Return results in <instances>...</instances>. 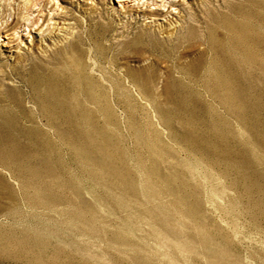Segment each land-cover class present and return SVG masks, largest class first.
<instances>
[{"label": "rangeland", "instance_id": "374dc122", "mask_svg": "<svg viewBox=\"0 0 264 264\" xmlns=\"http://www.w3.org/2000/svg\"><path fill=\"white\" fill-rule=\"evenodd\" d=\"M180 1L200 20L179 40L144 30L178 9L133 0H49L54 32L0 33V264H264V0ZM77 28L85 65L54 85Z\"/></svg>", "mask_w": 264, "mask_h": 264}, {"label": "bare ground", "instance_id": "6f19581e", "mask_svg": "<svg viewBox=\"0 0 264 264\" xmlns=\"http://www.w3.org/2000/svg\"><path fill=\"white\" fill-rule=\"evenodd\" d=\"M1 1V0H0ZM2 1H5V0H2ZM6 1H10V0H6ZM5 1V2H6ZM49 1V0H48ZM48 1L47 0H24V1H20V0H14L13 4L16 3V9H17V12H15V14L17 15V17L15 16V18L11 21V22H6L5 21V26H3V29L1 30L0 29V33L1 32H4L6 35L10 36L12 35V37L16 34L17 35V29L20 28L23 23V26H25V28H29V30H31L32 28H35L36 30L38 31H41V32H45L49 30V32H54V30L56 29L55 27L51 29V24L50 21L53 19L51 18H47V14H44V10L45 8L47 7V4H48ZM133 1H137L138 5H137V8L139 9H136L134 12V14H137V15H142L144 16L145 18H151V19H160V18H165L167 16H169L170 13H172L171 11H169L170 8H174V9H178V15H175L176 16V19H175V23H172L170 22L169 25H165V26H159L158 29H155V28H152V27H147L145 30L147 36L149 39H152V40H163V39H166L168 40L169 38H175V40H179L180 38L182 39V30L184 28V25L186 24V22L190 19H195L196 17V12L195 10H193V5L190 4L189 2H183V1H176V0H133ZM141 2V4H139ZM151 2V3H150ZM195 2V1H194ZM219 1L216 0L213 1V0H199L198 4L200 5L199 6V10L200 11H205V12H208L210 10H212L214 7H215V4L218 3ZM18 3V4H17ZM3 5V3H1ZM7 4V3H6ZM5 4V5H6ZM9 5H12L11 1L8 3ZM7 4V5H8ZM22 4V5H21ZM151 5H154L153 9L154 10H149L148 8L144 9L143 7L147 6L149 7ZM1 5V6H2ZM18 5V7H17ZM21 5V7H20ZM15 6V5H13ZM12 6V7H13ZM168 6V9L165 10V8ZM219 6L220 8V5H217V7ZM6 7V6H5ZM9 7V6H8ZM7 7V8H8ZM197 7V6H196ZM223 8V7H222ZM198 9V8H197ZM49 11V10H48ZM215 11V10H214ZM213 12V11H212ZM216 12V11H215ZM35 13H37L36 16ZM50 14V12H49ZM52 16H55L56 15V9H54L52 11ZM69 14V13H68ZM209 14V13H208ZM212 14V13H211ZM70 15V14H69ZM71 15H72V12H71ZM206 15V14H205ZM58 16V14H57ZM202 16V15H201ZM69 17V16H68ZM71 17V16H70ZM173 17V16H172ZM174 18V17H173ZM205 18V16H204ZM199 19V18H198ZM197 19V20H198ZM76 21L74 22L78 27L80 26V22H78V19H75ZM153 20V21H154ZM196 20V21H197ZM200 20V19H199ZM202 20V19H201ZM193 21V20H191ZM56 23V22H55ZM193 23V22H192ZM191 23V24H192ZM196 23V22H195ZM201 23V22H200ZM46 24V25H45ZM194 24V23H193ZM188 25V24H187ZM198 25V24H197ZM45 26L46 28L43 29ZM191 26H189L188 28H190ZM195 27V26H194ZM78 30L73 32V33H70V39L68 40V43H66L67 45H65L64 47L62 48H58V50L54 53V55L52 56L53 58L56 59L57 61V65L59 66V71H55V69L53 71H49L50 72V75L47 76L48 80L50 83H55L57 82V80L60 78H56L57 77V73L60 72L62 75H65L66 77H68V80L70 82V79L69 78H76V76L78 74H80V72L82 71V67L85 65V60L84 59H81L79 57H76V56H72L70 51L71 50H76L78 49L79 47V44L82 42H80L81 40V31L79 28H77ZM191 29V28H190ZM190 29H188L189 31H191ZM194 29V28H193ZM198 29V28H197ZM197 31V30H196ZM184 32V31H183ZM195 33V32H193ZM189 34V33H188ZM196 34V33H195ZM15 35V36H16ZM142 35V34H141ZM140 36V35H139ZM137 35V37H139ZM144 36V35H143ZM193 36V35H192ZM195 36V35H194ZM186 37V36H185ZM147 38V39H148ZM193 38V37H192ZM136 39V38H135ZM145 39V38H144ZM184 39V38H183ZM134 40V39H133ZM137 40V39H136ZM140 40V38H139ZM170 40V39H169ZM191 40V39H190ZM198 40V39H197ZM138 41V40H137ZM143 41V40H142ZM140 41V42H142ZM165 41V40H164ZM173 41V40H172ZM184 41V40H183ZM187 41V40H186ZM133 42V41H132ZM139 42V41H138ZM174 42V41H173ZM181 42V41H180ZM192 42V40H191ZM194 42V41H193ZM197 42V41H196ZM195 42V43H196ZM199 42V41H198ZM176 43V42H175ZM189 43V42H188ZM194 43V44H195ZM126 44V43H125ZM140 44V43H139ZM143 44V43H142ZM145 45V44H144ZM180 45V44H179ZM183 45V44H182ZM200 44L198 43V46ZM131 46V45H130ZM136 46V45H135ZM134 46V47H135ZM142 46V45H141ZM190 46V45H189ZM140 47V45H139ZM151 47V46H150ZM170 47V46H169ZM181 47V46H180ZM187 48V47H186ZM198 48V47H197ZM196 48V49H197ZM82 49V48H81ZM173 49V48H172ZM178 50V49H177ZM180 50V48H179ZM178 50V51H179ZM185 50V48H184ZM189 50V49H187ZM192 50V49H191ZM190 50V51H191ZM79 51V50H78ZM147 51V50H146ZM173 51V50H172ZM183 51V49H182ZM181 51V52H182ZM77 52V50H76ZM184 52V51H183ZM84 53V52H83ZM145 53V52H144ZM148 53V51H147ZM145 53V54H147ZM178 53V52H177ZM130 54V53H128ZM182 54V53H181ZM176 55V54H175ZM178 55V54H177ZM123 56V54H122ZM128 56V55H127ZM132 58H136V59H142L143 58V50L142 49H139V48H136L134 49L132 52H131V55ZM142 56V58H141ZM146 56V55H145ZM148 56V55H147ZM51 57V59H52ZM150 57V56H149ZM148 57V58H149ZM176 57V56H174ZM178 57V56H177ZM185 57V56H184ZM154 58V57H153ZM44 60L43 58H41L40 56L38 55H35V54H26L25 55V58H24V62L26 61L30 66H36V67H41L42 64L44 63ZM115 61V59H113ZM121 60V59H120ZM178 62V59H176ZM93 65H92V69H93V66H99L97 64V62L95 60H93ZM126 61V60H125ZM151 61V60H150ZM50 62V61H49ZM121 62V61H120ZM184 62V61H183ZM89 63V61H88ZM87 63V64H88ZM181 63V62H180ZM191 63V62H190ZM86 64V65H87ZM153 63L151 62L149 65H147L146 68H152ZM192 64V63H191ZM181 66H183L182 64H180ZM90 66V65H88ZM87 66V67H88ZM142 66V65H141ZM146 66V65H145ZM165 66V65H164ZM185 66V65H184ZM190 66V65H189ZM188 66V67H189ZM34 67V68H36ZM57 67V66H56ZM86 67V68H87ZM101 67V66H100ZM55 68V67H53ZM114 68V71H118V70H122L123 71V75H126V78L129 77V73H131V67L128 66L126 64V62H122L121 64H114L113 66ZM186 68V67H185ZM85 69V68H84ZM102 69V68H101ZM100 69V70H101ZM112 69V68H111ZM49 70V69H47ZM52 70V69H50ZM95 70V69H94ZM156 70V69H155ZM160 70V69H159ZM85 71V70H84ZM158 71V70H157ZM143 72V70L141 71ZM84 73V72H83ZM104 73V72H102ZM111 73V72H110ZM113 73V71H112ZM115 73V72H114ZM140 73V72H139ZM117 74V73H115ZM135 74V73H134ZM47 75V74H46ZM100 75H103V74H100ZM148 75V74H147ZM60 76V75H59ZM105 76L107 77V75L105 74ZM141 76V75H140ZM104 77V76H103ZM104 77V78H106ZM142 77V76H141ZM148 77V76H146ZM137 78V77H136ZM139 78V77H138ZM57 79V80H56ZM71 79V80H72ZM131 79V78H128V80ZM141 79V78H140ZM75 80V79H74ZM109 80V79H108ZM133 80V79H131ZM172 80V79H171ZM60 81V80H59ZM67 81V80H66ZM130 81V80H129ZM110 82V81H109ZM134 82V80H133ZM136 82V81H135ZM58 84V83H57ZM60 85V84H59ZM169 85V84H168ZM113 86V85H112ZM167 86V85H166ZM174 86V84H173ZM171 87V86H170ZM169 88V87H168Z\"/></svg>", "mask_w": 264, "mask_h": 264}]
</instances>
